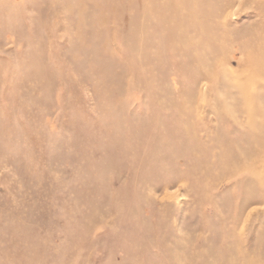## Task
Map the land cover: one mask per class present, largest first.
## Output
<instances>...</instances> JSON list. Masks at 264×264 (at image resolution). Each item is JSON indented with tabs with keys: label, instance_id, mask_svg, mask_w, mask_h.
I'll return each mask as SVG.
<instances>
[{
	"label": "rangeland",
	"instance_id": "obj_1",
	"mask_svg": "<svg viewBox=\"0 0 264 264\" xmlns=\"http://www.w3.org/2000/svg\"><path fill=\"white\" fill-rule=\"evenodd\" d=\"M0 264H264V0H0Z\"/></svg>",
	"mask_w": 264,
	"mask_h": 264
}]
</instances>
